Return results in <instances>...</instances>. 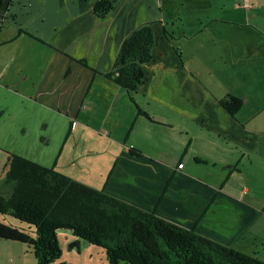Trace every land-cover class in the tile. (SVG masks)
Segmentation results:
<instances>
[{"label": "rangeland", "instance_id": "374dc122", "mask_svg": "<svg viewBox=\"0 0 264 264\" xmlns=\"http://www.w3.org/2000/svg\"><path fill=\"white\" fill-rule=\"evenodd\" d=\"M2 1L4 5L0 13L4 15L7 5L12 0ZM92 1L14 0L13 5L8 9L9 14L6 15L5 20L14 21L17 27L22 28V31L31 37H25L24 43L29 45L30 41L35 40L41 44H36L39 49L31 46H20L16 50L12 49L13 46L0 48V183L4 179L7 157L14 154L43 167L53 168L80 184L103 191L118 200L120 198L110 188L112 183H115L114 187L122 189L121 193L126 198L140 190L148 198H154L152 189L157 185L158 180L152 172L157 167L161 168L164 174L161 165L163 164V168L166 169L167 162L174 158V152L167 139H174L175 136L173 130L168 128L167 130L163 126L168 117L160 106V101L179 102L180 91L191 87L185 77L187 79L191 77L195 81L199 80L201 84L205 82L207 86L213 84L212 89L215 91L229 86L237 91L238 96L242 98L241 101L264 105V19H251V22L257 24V29L248 30L251 32L244 37L247 43L253 42V47L257 50L256 54L243 55L234 52L236 38L233 36L231 40L220 43L222 51L217 57L214 41L218 36L220 24L214 22L213 18L245 22L246 16L241 12L246 13L248 5L244 2L239 3L242 4V8H236L235 5L234 9L229 0H114L113 16L107 22L108 41L118 21L130 14L133 15L135 23H139L138 26L149 24L157 41L152 52L153 59L144 69V83L134 95L138 106L154 121L136 128L133 135L125 140L124 113L116 115L114 131L111 133L107 128L108 111L103 110L104 108L97 105L100 108L97 110L88 106L80 111L76 119L65 113L69 110L63 111L60 108L59 114V106L56 103L62 101L66 91L49 89L54 83L61 81L64 75L68 77V84L76 85L74 79H77L75 82H83L86 74L93 70L101 73L109 68L106 64L109 60V51L106 50L105 45L101 46L96 38L94 46L84 45L89 38L83 19L89 14ZM222 1L227 3L225 7L219 3ZM12 14L15 19L11 17ZM163 29L166 30L167 35L163 34ZM200 29L204 31L201 38L202 46L209 50L201 57L197 53L188 57L189 46L193 39L184 40L183 37ZM257 32L262 34H256ZM250 33L256 34L254 41ZM7 35L11 36L12 30H9ZM69 35L74 43L80 45L76 54L85 60L86 67L79 64L64 67L65 65L56 61L44 59L46 53L59 55L61 50L56 47L64 41L67 42L65 37ZM72 47L73 45H69L68 49ZM100 50L103 52L101 55ZM65 53L66 55L60 53L62 61L65 56H70L68 50ZM15 55L20 59L24 57L28 61L29 74L25 69L16 71L19 67L15 64L16 61L11 63ZM45 63H48V70L43 72L44 79L39 83L37 73ZM157 64H163L168 69L171 84L168 78L163 77V67L158 75L154 74ZM175 66L178 68H174ZM2 67L7 69L4 74L8 76L3 75ZM226 74L231 78L225 79ZM78 75L80 76L77 78ZM192 97L194 94L190 96ZM111 112L113 113V110ZM249 115L253 118L252 112H249ZM69 118L71 119L68 120ZM262 118V115L258 116L255 123L260 122ZM129 124L131 126L133 121ZM189 124L195 127L194 124ZM249 128L256 134H264L263 125H250ZM118 141L124 144L117 143ZM128 148H138L143 152L144 158L139 159L141 163L139 162L138 168L133 167L134 172L123 179H118L120 177L116 174L107 177L108 162L111 164L113 158L111 156L114 153L123 156ZM138 150L136 152L139 153ZM119 156L115 158L121 163L122 159ZM184 160L188 166H191L188 158L184 157ZM118 168L124 171L123 168ZM192 169L195 170L194 174L204 173L203 166ZM247 176L253 180L258 178L257 173ZM262 178L259 193L256 192L254 182H249L248 187L251 192L261 194L264 198V174ZM144 185L147 190L143 188ZM162 191L157 193L162 194L167 201L170 200L171 191ZM8 192V188L1 187L2 195ZM159 201L158 199L157 202ZM257 208L259 214L256 215L258 221L255 226L259 230L254 231L252 238L246 240L243 245H237L236 249L247 255L254 254L264 264V204ZM258 209H253V212L258 213ZM3 219L27 227L26 224L12 218L0 216V221ZM55 235L60 249L56 264H108L103 249L82 240H79V246L70 248L69 244L77 238H74L69 231L58 230ZM25 248L18 242L0 239V264H10L12 260L18 264H37L33 255Z\"/></svg>", "mask_w": 264, "mask_h": 264}, {"label": "crops", "instance_id": "0c3cea01", "mask_svg": "<svg viewBox=\"0 0 264 264\" xmlns=\"http://www.w3.org/2000/svg\"><path fill=\"white\" fill-rule=\"evenodd\" d=\"M13 1L7 5L4 15L0 13L2 16H0V48L13 46L12 49L16 50L20 46H31L32 48L39 49L40 47L36 44L41 43L31 39L33 41H30L29 45H27L24 43L26 42L24 38L31 37L23 32L22 28L17 27L14 21L8 22L5 20L6 15L9 14L8 9L13 5ZM86 1L89 2L90 0ZM96 1L98 0L91 2L92 7ZM241 2L248 5V8L245 10L246 13L244 11L241 12L246 16L245 22H233L231 20L213 18L214 22L220 24V30L215 39L217 44L214 41L217 57L222 51L220 45L231 40L233 36L236 38L234 52H239V54L243 55H254L257 53V50L253 47V42L247 43L244 37L249 34L248 32H251L248 30L255 31L257 29V24L251 22V19H264V0H229V3L233 4V8L235 5L236 8H242V4H239ZM219 3L223 4V7L227 4L223 1ZM3 5L4 2L0 0V12ZM112 14L113 12L111 11L105 18H97L94 16L92 8H90L89 14L83 19L85 31L89 38V41L85 42L84 45L94 46L95 38L101 46L105 45L106 50L109 51V60L106 63L109 68L101 73H96L93 70L94 72L86 74L83 82H75L77 79H74L73 81L76 85L72 83L68 84V77L64 75L61 81L54 83L49 89L53 91L63 89L66 91L62 101L56 103L59 106V114L60 108L63 111L69 110V112L65 113L74 116L72 118L76 119L80 111L88 106L97 110H100L99 107L104 108L103 110L108 111L107 122L109 124L107 128L111 130V133L114 131L116 115L124 113L125 121L123 123L126 125L124 126L126 127L124 128L126 129L124 132L126 140L133 135L136 128L144 124H151L152 122L137 114V110L132 102L133 100L136 103L134 95L137 94V90L135 93H126V91L115 85L105 76L112 68L122 41L128 34L139 27V23H135L132 14L124 16L116 24L108 41L107 22L112 18ZM11 17L15 19L13 14ZM9 30H12L11 36L7 35ZM258 33L262 34L260 32L256 34ZM256 34L250 33L253 41ZM203 35L204 31L200 29L183 37L184 40H188V38L193 39L189 46L188 57L193 56V53H197L201 57L209 50L202 46L203 39L201 38ZM65 38H67V42H62L56 48L61 50L60 53L65 55V52L68 50L70 56L63 55L65 56L63 62L60 53L59 55L58 53H46L44 59L56 61L65 65L64 67H70L71 64H79L78 61L82 60V58L76 53H78L80 45L76 42L74 43L70 35ZM69 45H73V47L68 49ZM102 53V50H100V55ZM16 56L11 60V63L16 61L15 64L19 66L16 71L25 69L26 73L29 74V70L27 69L28 61L24 57L20 59ZM161 67H163V77L168 78V82L171 84L168 75L169 71L163 64H157L154 74L158 75ZM174 68L178 67L175 66ZM47 70L48 63H45L39 69L37 73L39 74L37 78L39 83L44 79L43 72ZM6 71L7 69L2 67L3 75H5ZM216 72L219 73L218 71ZM158 77L157 79L159 80ZM227 77H230L229 74L225 75V79ZM195 78L197 79V77ZM185 80L189 81L191 87L180 91L179 102L166 101L167 103H165V101H160V106L168 117L163 126L166 129L173 130V135L175 136L174 139H167L174 152V158L167 162L166 169L163 168V164L161 165L165 172L164 174L161 168H154L152 175L158 180L157 185L152 189L154 198H148V196L143 194L142 190L138 193L134 192L129 198H126L122 195L121 188L114 187L115 183H112L110 188L125 203L146 212L157 213L159 217L168 222L185 229H192L205 238L236 249L237 245H243L246 240L252 238L254 231L259 230L255 225L259 214L257 207H261L264 204V198H262L261 194H257L261 191L262 175L264 174V134L254 133L249 126H264V105L243 102L242 100L241 109L232 117L220 107L218 101L226 95L240 99L241 97L238 96L237 91L232 90L229 86L215 91L212 89L213 84L207 86L205 82L201 84L198 79V81H195L191 77L189 79L185 77ZM159 83H161L160 80ZM199 85L202 87H198ZM231 87L233 86L231 85ZM6 89L8 88L6 87ZM192 94H194V97L190 98ZM104 102L105 105H103ZM136 105L138 106L137 103ZM111 110H113V113ZM140 110L142 109L140 108ZM249 112L253 113V118L250 117ZM261 115L263 116L262 120L255 123L258 116ZM126 118L128 119L126 120ZM127 121H129L128 124ZM131 121H133V124L130 126L129 123ZM189 123L194 124L195 127H192ZM117 143L121 142L118 141ZM137 150L138 148H128L123 156L114 153L111 156L113 157L111 158L112 163L108 162L107 168L109 167V170L107 177L110 174H116V176L120 177L118 179H123L126 175L132 174L134 172L132 168H138L141 163L139 159L144 158L143 152L138 150V153L136 152ZM116 156L122 159L121 163H118V159L115 158ZM184 157L189 159L191 166H188ZM145 159L150 160L148 157H145ZM198 166H203V174H194L195 170L192 168ZM118 167L123 168L124 171H120ZM252 173H257L258 178L256 180L247 176ZM249 182L256 184L257 193L250 191L248 187ZM105 187L106 185L103 189ZM143 188L147 190L145 185ZM162 190L171 191L170 200L167 201L162 194L157 193ZM158 199L160 200L159 202H157ZM253 209H258V213H254ZM2 221L8 225L18 227V224L14 221L7 219H3ZM10 242L17 243L16 241ZM20 245L25 248L22 243ZM12 261L18 264L15 260ZM23 261L25 262V260Z\"/></svg>", "mask_w": 264, "mask_h": 264}, {"label": "trees", "instance_id": "16d2710c", "mask_svg": "<svg viewBox=\"0 0 264 264\" xmlns=\"http://www.w3.org/2000/svg\"><path fill=\"white\" fill-rule=\"evenodd\" d=\"M113 3V0L96 1L92 7L94 16L105 18ZM163 34L167 35L164 29ZM155 43L149 24L137 27L122 41L106 78L126 93H135L144 83L143 69L153 59ZM78 63L87 66L85 60ZM132 102L138 116L153 122ZM218 103L232 117L242 107V101L231 95ZM4 166L0 216L27 227L0 221V239L22 243L37 264H54L58 260L60 249L55 235L58 230H67L77 238L69 244L70 248L77 247L82 240L103 249L108 264H263L254 254L221 245L153 212L80 184L53 168L14 154L7 157ZM1 187L9 192L2 195Z\"/></svg>", "mask_w": 264, "mask_h": 264}, {"label": "built area", "instance_id": "2783aa9c", "mask_svg": "<svg viewBox=\"0 0 264 264\" xmlns=\"http://www.w3.org/2000/svg\"><path fill=\"white\" fill-rule=\"evenodd\" d=\"M180 165H182V164H180ZM10 264H16V263H14L13 261H11V263Z\"/></svg>", "mask_w": 264, "mask_h": 264}, {"label": "water", "instance_id": "95a60500", "mask_svg": "<svg viewBox=\"0 0 264 264\" xmlns=\"http://www.w3.org/2000/svg\"><path fill=\"white\" fill-rule=\"evenodd\" d=\"M0 16H1V15H0ZM1 17H2V16H1ZM1 17H0V18H1Z\"/></svg>", "mask_w": 264, "mask_h": 264}]
</instances>
